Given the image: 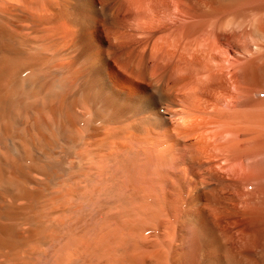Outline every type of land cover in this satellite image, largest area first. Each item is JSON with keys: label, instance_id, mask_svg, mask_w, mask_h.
Returning <instances> with one entry per match:
<instances>
[{"label": "bare ground", "instance_id": "6f19581e", "mask_svg": "<svg viewBox=\"0 0 264 264\" xmlns=\"http://www.w3.org/2000/svg\"><path fill=\"white\" fill-rule=\"evenodd\" d=\"M0 264H264V0H0Z\"/></svg>", "mask_w": 264, "mask_h": 264}]
</instances>
